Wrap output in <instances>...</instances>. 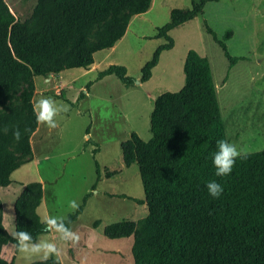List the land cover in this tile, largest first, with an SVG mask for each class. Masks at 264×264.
<instances>
[{
  "label": "trees",
  "instance_id": "16d2710c",
  "mask_svg": "<svg viewBox=\"0 0 264 264\" xmlns=\"http://www.w3.org/2000/svg\"><path fill=\"white\" fill-rule=\"evenodd\" d=\"M151 1L36 0L29 16L20 20L0 0V104L11 99L10 93L22 79L92 65L94 53L113 47L130 18L146 12ZM216 1L191 0L188 10L171 9L168 21L153 36L164 42L140 68V82L151 77L160 54L174 46L169 31L200 15L206 3ZM99 24L102 27L95 32L93 43L90 35ZM203 28L230 65L240 60L229 54L205 21ZM182 71V88L159 94L153 103L150 138L143 140L132 133L119 144L124 166L137 165L144 193V200L138 202L146 205L147 214L139 222L107 224L103 234L112 239L132 236L133 264H264V149L249 152L247 159L237 158L229 175L216 176L211 153L218 140L227 138L210 62L189 49ZM111 74L125 85L133 82L126 67L115 64L101 70L97 79ZM31 98V90H24L20 103L4 111L0 108L1 187L11 183L10 175L19 167L16 154L31 153L30 137L38 124ZM16 128L22 133L19 142L12 135ZM95 166L98 180L97 161ZM212 180L223 187L219 198L207 191L206 184ZM89 195L67 215L68 227L83 212ZM42 197L41 182L23 186L13 204L14 231H28L34 240L46 233L37 212ZM116 197L134 200L124 194ZM8 243L15 245L3 225L0 208V264H14L13 259L1 256ZM44 264H57V258Z\"/></svg>",
  "mask_w": 264,
  "mask_h": 264
},
{
  "label": "rangeland",
  "instance_id": "374dc122",
  "mask_svg": "<svg viewBox=\"0 0 264 264\" xmlns=\"http://www.w3.org/2000/svg\"><path fill=\"white\" fill-rule=\"evenodd\" d=\"M5 2L15 17L23 20L36 0ZM190 7L191 0H152L146 12L130 18L124 35L113 47L94 53L92 65L22 79L10 93L11 99L2 100L0 108L4 111L21 102L24 90H31V103L49 97L68 108L56 117L55 129L37 124L30 137L31 153L16 154L19 167L11 173V183L0 186V208L8 234L14 231V200L28 182L42 184L44 202L37 208L41 220L45 215L67 217L74 212L68 202L81 204L83 196L90 193L84 211L72 224L80 235L79 243L72 246L55 240L61 250V264H133L132 236L112 239L103 234L107 224L139 222L147 214L146 205L138 202L144 200V193L137 165L124 166L119 144L132 133L143 140L150 138L153 103L159 94L182 88V67L189 49L210 62L228 141L241 143L247 153L264 149V138L256 130L264 123V0L206 3L200 15L169 31L174 46L160 54L151 77L139 81L140 68L164 42L163 38H153L157 28L168 21L171 9ZM204 21L225 43L229 54L240 60L229 64L222 49L205 32ZM101 27L99 24L92 30L93 43ZM111 64L125 66L133 82L125 85L114 74L97 79L98 73ZM95 161L100 171L98 180ZM120 194L134 200L116 197ZM52 235L46 232L37 240L51 239ZM104 249L119 252L100 254ZM1 256L7 261L13 259L14 264H26L11 243L2 248Z\"/></svg>",
  "mask_w": 264,
  "mask_h": 264
},
{
  "label": "clouds",
  "instance_id": "9594fccd",
  "mask_svg": "<svg viewBox=\"0 0 264 264\" xmlns=\"http://www.w3.org/2000/svg\"><path fill=\"white\" fill-rule=\"evenodd\" d=\"M68 110L65 105H57L56 101L49 97H40L32 102V111L38 124L46 126L49 130L55 129L58 124L56 117ZM9 129L5 126L3 132L7 134ZM28 131V129H25ZM13 138L19 142L22 133L19 128L13 130ZM248 153L243 149H238L237 145L230 143L228 140L220 139L216 142V151L211 153V160L215 168V175L218 177L227 176L231 173L237 158L247 159ZM207 191L213 198H219L223 192V187L215 180L209 181L206 184ZM79 204L75 200L68 202V208L71 211L77 210ZM65 216L45 215L41 223L44 225V231L52 233V238H42L34 240L32 234L28 231L20 230L13 231L12 238L15 241L14 247L22 255L26 264H40L48 261L51 257H59L61 250L55 243L56 239L65 243H71L76 246L80 241V235L66 224ZM70 223V221H69Z\"/></svg>",
  "mask_w": 264,
  "mask_h": 264
},
{
  "label": "crops",
  "instance_id": "0c3cea01",
  "mask_svg": "<svg viewBox=\"0 0 264 264\" xmlns=\"http://www.w3.org/2000/svg\"><path fill=\"white\" fill-rule=\"evenodd\" d=\"M256 124H257V126H258L259 122H256ZM256 130H259V134H260V135L262 134V136H263V138H264V123L262 124L261 128L257 127ZM226 138H227V135H226ZM227 140H228V139H227ZM236 143H237V142H236ZM236 145H237L238 149H241V148H242L241 143H238V144H236ZM43 202H44V194H43V197H42V200H41L40 205H41V204L43 205ZM40 205L38 206V208L40 207ZM42 205H41V206H42ZM83 211H84V210H83ZM71 228L73 229V225H71ZM122 238H123V237H122ZM118 252H119V251L114 250V249H104V250H100V251H99L100 254H104V255L112 254V253H118Z\"/></svg>",
  "mask_w": 264,
  "mask_h": 264
},
{
  "label": "water",
  "instance_id": "95a60500",
  "mask_svg": "<svg viewBox=\"0 0 264 264\" xmlns=\"http://www.w3.org/2000/svg\"><path fill=\"white\" fill-rule=\"evenodd\" d=\"M137 82H139V81H137Z\"/></svg>",
  "mask_w": 264,
  "mask_h": 264
}]
</instances>
